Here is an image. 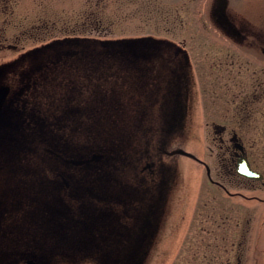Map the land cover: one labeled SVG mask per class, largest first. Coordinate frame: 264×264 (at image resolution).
Listing matches in <instances>:
<instances>
[{
  "label": "rangeland",
  "instance_id": "1",
  "mask_svg": "<svg viewBox=\"0 0 264 264\" xmlns=\"http://www.w3.org/2000/svg\"><path fill=\"white\" fill-rule=\"evenodd\" d=\"M212 5L213 0H106V19L58 23L54 38L71 45L77 37L75 46L53 51L50 59L48 50L45 67L29 74V115L0 118V242L25 239L33 245L64 237L65 220L53 211L63 203L45 184L60 171L48 167L59 154L93 151L113 156L109 175L123 179L122 187L118 182L99 187L105 192L96 188L88 205L108 209L106 222L77 220L67 236L120 244L125 251L130 231L143 220L148 227L141 264H264V186L233 174L208 125L224 111L222 124L238 129L250 168L264 182V114L235 120L226 115L230 104L218 95L214 70L201 64V70L183 75V56L171 49L192 45L196 61L195 46L218 44ZM241 16L252 18L248 10ZM177 149L196 160L166 154ZM146 154L158 164L154 176H139ZM201 163L235 196L212 186ZM96 167L95 175L106 174V166ZM8 249L0 245V254Z\"/></svg>",
  "mask_w": 264,
  "mask_h": 264
},
{
  "label": "flooded vegetation",
  "instance_id": "2",
  "mask_svg": "<svg viewBox=\"0 0 264 264\" xmlns=\"http://www.w3.org/2000/svg\"><path fill=\"white\" fill-rule=\"evenodd\" d=\"M213 1L211 14L217 26L213 32L216 34L218 44L195 46L196 50L193 53L198 54L200 59L196 60L197 62L192 60V53L188 49L191 50L194 46L183 44L172 46L171 49L174 53L183 56L178 62L182 65L183 75L186 69L201 70V64L210 71L214 70L218 95L221 100L225 98L230 104L229 110L225 111L226 115L234 117V120L241 116L263 115L264 24L258 19L261 13V0ZM105 6L106 0H0V118L8 120L15 116L30 114L31 76L29 74L34 69L40 70L46 64L45 61L34 60L37 54L75 46L73 39L77 37H71V45H62L60 39L54 38L58 23L106 19L107 14L102 13ZM245 10L251 13L252 18L241 16ZM211 32L202 30L205 37H212ZM47 37H50L49 41H46ZM219 112L221 113L215 114L219 119L208 124L214 134L213 143L218 149L219 157H227L233 174L237 175L235 172L237 160L242 155L246 157V153L238 129L227 130L222 124L224 111ZM0 122H3L2 119ZM239 147L243 149V154L238 150ZM178 151L181 153H177ZM167 153H173L172 157L183 156L196 160L191 154L179 149ZM59 155L60 158L55 159L53 168L46 165L50 169L55 167L60 173H57V176L53 175L55 179L45 181V184L50 187L52 185L53 189L47 191L63 203L55 205L53 211L58 220H65V230L61 232L64 237L45 238L33 245L27 243L25 239H21V242L2 241L0 245H10V249L0 254L1 264H52L51 262L56 260L60 261V264H141L146 256L140 250L141 244L143 246L146 242L145 229L148 227L145 225L146 221L141 220L136 229L130 231L127 237L129 243L124 244L127 247L125 251L120 244L109 243L103 246L96 243L95 238H88L85 243H81L76 238L67 236L77 227V220L83 222L85 219L100 218L105 221L109 217L108 209L94 210L88 204L95 199L93 192L96 188L99 192L100 189L105 192L106 188L99 187H107L108 184L116 186L118 182L119 188L122 187L123 179L117 180L109 175V165L115 161L111 158L113 156L95 155L93 151L80 157ZM142 159L139 176L156 175L157 162L149 155ZM95 162L98 163L94 164ZM69 164L79 168L71 169ZM201 165L212 186L231 197L235 196L228 193L215 178L212 169L205 163ZM96 166H106L107 168L104 169L106 174L99 177L95 175ZM217 176L221 179L222 175L218 173ZM98 181L102 182L100 186H97ZM255 182H262L264 186L263 179ZM135 190L139 192L138 189ZM150 195L157 196L153 192H150ZM67 200L74 202V205L67 204ZM145 219L148 221V218ZM47 245L50 247L48 248ZM50 250L54 252H47ZM69 261L71 263H68Z\"/></svg>",
  "mask_w": 264,
  "mask_h": 264
},
{
  "label": "water",
  "instance_id": "3",
  "mask_svg": "<svg viewBox=\"0 0 264 264\" xmlns=\"http://www.w3.org/2000/svg\"><path fill=\"white\" fill-rule=\"evenodd\" d=\"M71 43V41H70ZM64 44H68V42H64ZM63 45V42H62ZM66 50V52L70 51L71 52V48L68 47ZM63 51V50H61ZM60 52V51H59ZM66 52H60V53H66ZM51 53H53V51H51ZM47 54V52H43V53H39L37 54L36 58H40L42 55ZM238 150L243 154V149L241 147L238 148ZM177 153H181L180 151H178ZM236 174L242 178H245L247 180H252V181H261L263 179V177L253 171L250 168V165L246 159V157L244 155H242L241 157L238 158L237 163H236V170H235Z\"/></svg>",
  "mask_w": 264,
  "mask_h": 264
},
{
  "label": "trees",
  "instance_id": "4",
  "mask_svg": "<svg viewBox=\"0 0 264 264\" xmlns=\"http://www.w3.org/2000/svg\"><path fill=\"white\" fill-rule=\"evenodd\" d=\"M63 45H64V42H63ZM68 52H70V51H68ZM47 54H48V53H47ZM51 54L56 55L55 53H50V54H48L49 59L51 58ZM54 55H53V56H54ZM41 59H42V58H34V60H35V61H38V62H40V61H45V62H46V59H47V58H45V55H44V57H43L44 60H41ZM41 69H42V68H40V70H41Z\"/></svg>",
  "mask_w": 264,
  "mask_h": 264
}]
</instances>
